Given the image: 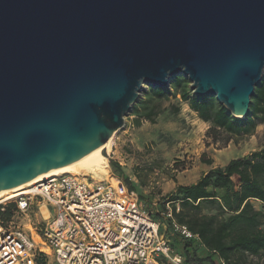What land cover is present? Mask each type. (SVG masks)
Here are the masks:
<instances>
[{"label":"water","instance_id":"water-1","mask_svg":"<svg viewBox=\"0 0 264 264\" xmlns=\"http://www.w3.org/2000/svg\"><path fill=\"white\" fill-rule=\"evenodd\" d=\"M179 75L247 116L264 0H0V191L92 152Z\"/></svg>","mask_w":264,"mask_h":264},{"label":"built area","instance_id":"built-area-1","mask_svg":"<svg viewBox=\"0 0 264 264\" xmlns=\"http://www.w3.org/2000/svg\"><path fill=\"white\" fill-rule=\"evenodd\" d=\"M22 192L0 201V212L11 211L0 217V264H185L163 223L119 176L65 172ZM171 226L197 237L174 220Z\"/></svg>","mask_w":264,"mask_h":264},{"label":"trees","instance_id":"trees-1","mask_svg":"<svg viewBox=\"0 0 264 264\" xmlns=\"http://www.w3.org/2000/svg\"><path fill=\"white\" fill-rule=\"evenodd\" d=\"M189 83L179 75L172 77L169 85L151 86L146 97L132 108L134 125L139 126L143 119L153 122L159 114V101L177 95L209 124L206 136L210 143L206 144L216 148L227 146L235 138L254 134L256 127L264 123V75L251 98L249 114L243 118L233 116L216 97L194 94ZM262 135L263 144L259 150L232 158L224 167L210 169L196 182L177 184L174 191L158 199L157 210L149 209L153 217L161 221L165 219L163 213L167 204L170 206L172 219H165L166 232L173 246L184 255L185 264H221V260L224 264H258L251 263L249 256L264 255V131ZM202 161L212 162L203 156ZM110 166L143 203L141 191L123 175L119 164L110 160ZM150 170L148 166L142 168V174L141 171L135 173L142 186H146L143 175ZM254 201L259 202V208ZM10 216V208L0 212L4 220ZM173 220L197 237H183L173 231Z\"/></svg>","mask_w":264,"mask_h":264},{"label":"rangeland","instance_id":"rangeland-1","mask_svg":"<svg viewBox=\"0 0 264 264\" xmlns=\"http://www.w3.org/2000/svg\"><path fill=\"white\" fill-rule=\"evenodd\" d=\"M150 87L147 84L144 85L137 102L146 97ZM159 102L161 104L159 114L153 118V122L143 119L138 126L133 123L134 117L130 116L132 112L125 116L124 127L114 134L111 145L107 151H104L108 162V172L103 177H97L109 179L114 176L121 177L113 171L110 160L117 163V160L123 159L124 155L127 157L123 159V167H120L123 175L130 173L132 164L136 163L141 174L142 168L150 166L151 170L147 172V175H143L146 176V186L143 185L140 191L143 194V204L152 211L157 210L156 202L162 198V195L168 193V188L173 182L192 183L204 174V171L197 167L199 160L197 157L202 151L211 157L213 148H216L213 144H206L210 143V139L206 136L209 124L200 119L197 113L180 99L179 95L164 97ZM257 130L258 132L252 137L235 138L226 152H215L216 162L223 164L229 158L259 150L263 144L264 123ZM117 136L124 141L119 144ZM208 147H210L209 150H207ZM121 149L136 153H118ZM254 203L256 208H259V202L254 201ZM161 221L162 230H167L165 219ZM249 260L251 263L264 264V255H250Z\"/></svg>","mask_w":264,"mask_h":264},{"label":"bare ground","instance_id":"bare-ground-1","mask_svg":"<svg viewBox=\"0 0 264 264\" xmlns=\"http://www.w3.org/2000/svg\"><path fill=\"white\" fill-rule=\"evenodd\" d=\"M241 117L242 115L239 116V118ZM112 138L113 136L110 137L104 144L98 146L95 150L75 162L45 171L24 184L13 186L0 191V201L7 200L9 198L23 194V190L30 187L39 179H42L49 175L72 172L92 174L95 177H103L108 172V162L106 156L104 155V151H107V149L111 145ZM41 211L43 212L44 216H47V211L44 206L41 207Z\"/></svg>","mask_w":264,"mask_h":264},{"label":"crops","instance_id":"crops-1","mask_svg":"<svg viewBox=\"0 0 264 264\" xmlns=\"http://www.w3.org/2000/svg\"><path fill=\"white\" fill-rule=\"evenodd\" d=\"M175 99H177V98H175ZM187 106L189 107V105L187 104ZM130 116L131 117H134V115H131L130 114ZM133 123H134V119H133ZM263 124V123H262ZM261 124H259L257 127H256V131H255V133H257L258 132V130H257V128L260 126ZM264 131V130H263ZM254 133V134H255ZM254 134H252V135H249V136H253ZM262 134H263V132H262ZM263 136V135H262ZM248 137V136H247ZM117 140H118V143L120 144V142H123L124 141V139L123 140H121L120 139V136H117V138H116ZM231 142L232 141H230L229 143H228V145L227 146H225V147H222V148H213V153H211V157H208L207 155H206V153H204L205 151H202L201 152V155H199L197 158H199V160L197 161V167H198V169L199 170H203L204 171V173H206L207 171H209L210 169H212V168H214V167H217V166H220V167H224L227 163H228V161L229 160H231V158H229L225 163H223V164H218L217 162H216V156H215V152H226V150L227 149H229L230 148V146H231ZM262 147V146H261ZM118 148V147H117ZM209 148L210 147H208L207 148V150H209ZM114 151H116V149H114ZM118 151V150H117ZM252 152V151H251ZM118 153H136L135 151H132V152H127L126 150H120V151H118ZM250 153V152H249ZM202 156H203V158H206V159H211V163L209 164V163H207V162H204V161H202ZM127 156L126 155H124V158H126ZM123 158V159H124ZM123 159H118L117 160V163L119 164V166L120 167H123ZM185 171V170H184ZM138 172H140V170H138V167H137V165H136V163L133 165L132 164V167L130 168V173H125V176H127L129 179H130V181L132 182V184L135 186V189L138 191V190H140L141 188H142V185H141V183H140V180H139V177H137L136 176V174L135 173H138ZM198 179H199V177H198ZM197 179V180H198ZM196 180V181H197ZM196 181H194V182H196ZM193 183V182H192ZM168 186H169V182H167L166 183ZM177 184H190V183H181V182H178V183H175V182H173L172 183V185H170V187L168 188V193H170V192H172V191H174L175 190V188H176V185ZM167 193V194H168ZM137 194V193H136ZM140 194V196H143V194H142V192L141 193H139ZM165 194V193H164Z\"/></svg>","mask_w":264,"mask_h":264}]
</instances>
